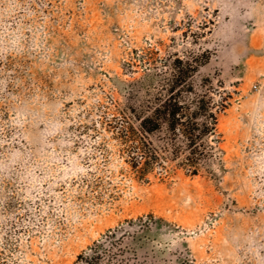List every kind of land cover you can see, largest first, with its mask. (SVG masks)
Returning a JSON list of instances; mask_svg holds the SVG:
<instances>
[{
	"label": "rangeland",
	"instance_id": "374dc122",
	"mask_svg": "<svg viewBox=\"0 0 264 264\" xmlns=\"http://www.w3.org/2000/svg\"><path fill=\"white\" fill-rule=\"evenodd\" d=\"M176 56H209L220 160L139 178L112 118ZM116 226L141 264H264V0H0V264H73Z\"/></svg>",
	"mask_w": 264,
	"mask_h": 264
},
{
	"label": "trees",
	"instance_id": "16d2710c",
	"mask_svg": "<svg viewBox=\"0 0 264 264\" xmlns=\"http://www.w3.org/2000/svg\"><path fill=\"white\" fill-rule=\"evenodd\" d=\"M198 57H178L171 62V77L163 78L160 90L153 99L139 106H129L113 116V129L123 145L128 163L139 178L155 168L169 172V164L182 168L187 174L209 171L214 161L220 160L222 149L218 132V113L226 107L223 96L216 101L213 90L196 91L190 78L200 65ZM153 214L139 216L140 227L153 220ZM130 235L128 228L116 226L94 241L89 251L83 250L73 264H141L126 255Z\"/></svg>",
	"mask_w": 264,
	"mask_h": 264
}]
</instances>
